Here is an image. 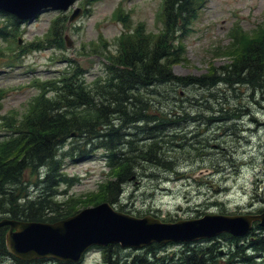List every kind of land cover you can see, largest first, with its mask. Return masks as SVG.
<instances>
[{
	"label": "rangeland",
	"instance_id": "1",
	"mask_svg": "<svg viewBox=\"0 0 264 264\" xmlns=\"http://www.w3.org/2000/svg\"><path fill=\"white\" fill-rule=\"evenodd\" d=\"M162 0H87L84 7L80 1L75 3L64 16L71 15L76 7L82 9L80 16L59 29L61 37L66 39L69 47H57L28 54L20 60L12 70L4 68L11 49L17 46L0 40V99L1 119H12L15 122L22 118L36 91L30 86V79L37 76L51 79L60 75L69 66L76 68L87 84L105 73V59L109 51L116 50V38L123 28L111 19L114 10L121 5L130 13L131 29L143 23L145 33L156 34L162 27L156 17ZM60 13L44 12L34 20L22 26V35L18 39L29 42L45 35L52 19ZM68 19V18H65ZM3 18L0 15V22ZM234 22H238L244 32L252 35L258 25L264 23V0H207L196 21L189 26L181 38L185 45L184 60L174 63L172 74L180 82H170L147 89L145 97L157 101L158 109H172L176 116L185 119L177 125L169 136H187L176 144V154L172 153L176 162V171L170 172L161 167H153L142 163L124 185V193L120 199L124 213L135 217L154 216L160 221L174 223L203 217L206 214L262 215L264 213V101L262 97L241 85H226L224 82L214 86L187 85L188 78H200L209 75L212 68L222 74V68L231 64L230 58L216 57L211 54L214 47L220 46L224 52L231 48L228 33ZM251 31V32H250ZM259 31V30H258ZM98 35L107 42L106 50L100 49L91 53L90 44L98 40ZM183 36V33L181 37ZM249 43V42H248ZM231 50V49H230ZM54 57L58 59H54ZM4 65V67H3ZM151 90L156 93L150 94ZM240 109V117L225 119L230 110ZM238 113V112H237ZM186 114H189L187 117ZM3 132V131H2ZM130 133L128 137L140 148L144 141L132 129L122 131ZM169 138H167L168 140ZM188 139V140H187ZM195 140L197 150L190 147ZM79 138L68 140L60 149L61 167L56 176L71 179L58 182L55 176L52 184L44 175L45 168L37 172L28 170L18 195H26L32 200L47 194L46 199L54 200L62 209L64 202L74 198L81 203H74L76 213L92 204L84 203L86 196L97 193L99 185L108 181V168L105 163L106 150L98 141L82 147ZM80 146L84 156L74 149L70 156H60L70 151L71 146ZM78 144V145H77ZM127 150V149H125ZM130 150V148L128 149ZM143 159V158H141ZM140 166V165H138ZM137 166V168H138ZM113 179V178H112ZM111 179V180H112ZM58 182V183H57ZM55 184V185H53ZM20 197V196H19ZM82 199V200H81ZM53 201V202H54ZM101 203V202H100ZM73 204V203H72ZM117 210V206L114 207ZM75 214V213H74ZM170 220V221H169ZM164 222V221H163ZM248 235L243 237L244 239ZM241 238V239H243ZM255 236L251 239L255 243ZM213 243L216 253L221 257L229 251V241L217 236L210 240L197 241L191 247L207 246ZM244 246L246 240L241 241ZM155 253L159 256L182 252L183 244H156ZM188 245V246H189ZM152 246V245H150ZM142 249H122L121 254H140ZM101 254L98 248L90 249L79 264H99ZM7 264H13L7 259ZM30 264H58L56 261H34Z\"/></svg>",
	"mask_w": 264,
	"mask_h": 264
},
{
	"label": "trees",
	"instance_id": "2",
	"mask_svg": "<svg viewBox=\"0 0 264 264\" xmlns=\"http://www.w3.org/2000/svg\"><path fill=\"white\" fill-rule=\"evenodd\" d=\"M204 1L164 0L160 15L162 29L156 34H146L143 24H140L134 31L124 32L119 38L116 54L107 52L108 67L104 77L95 79L91 84L76 74L48 81L42 85V94L33 98L19 121L5 119V134L0 140V220L8 218L22 222L55 223L76 213L74 203L81 202L74 198L64 202V207L57 211L55 207L60 205L46 199L47 194L34 200L17 194L19 190L24 191L22 183L28 170L35 173L45 168L43 174L47 179H52L49 184L56 181L54 178L61 167L58 159L60 149L70 139L79 138L82 147L98 141L99 146L107 152L110 179L99 185L97 193L85 197L86 204L107 202L125 212L123 206L118 204L123 185L138 169L141 170L142 163L176 171L177 161L171 154H176V144L187 136L169 135L185 119L176 116L173 108L160 111L158 102L146 98L145 93L151 87L180 82L172 74V66L185 59V45L181 38L190 31L189 26L196 21ZM117 11V19L128 28L127 15L121 9ZM64 23L61 18L54 21L49 37L26 45L13 56V60L33 49H45L53 44L62 47L64 39L58 31L64 27ZM19 25L18 20L8 16L6 23L0 26V38L11 34L16 41ZM258 30L250 31L254 35L249 36V33L235 26L230 35L231 50L224 52L217 47L212 51L214 56L230 58L231 64L222 68V74H217L218 70L212 68L209 75L188 78L191 82L187 85L203 87L222 82L229 86L241 85L259 94L264 101V24H259ZM106 46V43H91L90 52L97 53L99 49L105 51ZM8 59V64L12 65V58L9 56ZM148 93L146 95H157L158 92L151 90ZM239 112V108H233L230 114H225V119H237ZM129 128L141 136L140 141L144 143L140 148L146 151L138 150L137 153L138 146L135 147L128 138L132 134L121 132ZM72 145L69 144V152L60 156H70L74 149L80 156L85 155L80 146ZM195 145L198 142L192 140L190 147L194 151L197 150ZM56 177L58 182L68 181L60 175ZM7 230V227L0 228V264H7V259L12 260L13 264H30L8 253L5 244ZM248 236L239 239L223 234L222 237L229 241L226 257L216 253L213 243L194 245L195 248L185 244L182 252L170 256L157 255L154 249L158 246L153 244L143 253L124 257L121 251L128 250H122L117 244H109L100 249L102 258L99 264H264V228L254 224ZM254 236L255 243H252ZM243 240L247 245L241 244Z\"/></svg>",
	"mask_w": 264,
	"mask_h": 264
},
{
	"label": "water",
	"instance_id": "3",
	"mask_svg": "<svg viewBox=\"0 0 264 264\" xmlns=\"http://www.w3.org/2000/svg\"><path fill=\"white\" fill-rule=\"evenodd\" d=\"M74 0H0V9L18 18H28L46 8L66 10ZM74 14L71 19H74ZM262 215H205L198 219L163 223L151 216L137 218L115 211L103 202L78 211L55 223L22 222L8 218L0 220V228L8 227L7 251L17 260L30 262L54 259L78 263L93 246L118 244L121 248L142 249L153 243L195 242L226 233L245 236L252 223Z\"/></svg>",
	"mask_w": 264,
	"mask_h": 264
},
{
	"label": "bare ground",
	"instance_id": "4",
	"mask_svg": "<svg viewBox=\"0 0 264 264\" xmlns=\"http://www.w3.org/2000/svg\"><path fill=\"white\" fill-rule=\"evenodd\" d=\"M133 31H134V30H133ZM120 37H122V35H121ZM120 37H119V38H120ZM116 42H117V44H119V39H118Z\"/></svg>",
	"mask_w": 264,
	"mask_h": 264
}]
</instances>
